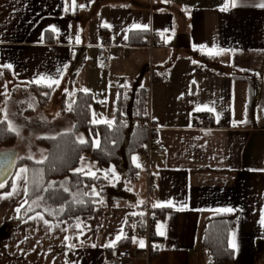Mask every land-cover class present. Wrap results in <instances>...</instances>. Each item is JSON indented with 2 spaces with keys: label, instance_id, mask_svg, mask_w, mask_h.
I'll return each instance as SVG.
<instances>
[{
  "label": "crops",
  "instance_id": "obj_1",
  "mask_svg": "<svg viewBox=\"0 0 264 264\" xmlns=\"http://www.w3.org/2000/svg\"><path fill=\"white\" fill-rule=\"evenodd\" d=\"M259 2L76 0L84 7L73 10L71 0H0V65H12L0 67V109L11 96L48 83L30 81L58 76L59 87L54 86L40 106L55 97L60 104L57 115L53 121L39 120L61 128L67 123L62 110L68 111L77 94L88 89L91 121L102 124L115 120L118 101L123 104V91L129 89L132 115L140 93L147 105L144 120L152 122L157 145L164 149L148 159L133 155L138 170L134 179L123 178L115 169L124 187L123 200L115 205L103 201L89 215L48 220V225L29 217L19 221L16 209L27 201L23 192L27 185L16 180L15 169L8 190L1 192L12 191L14 182L20 189L19 194L0 199V264H109V249L127 238L115 247L103 245L121 230L125 234L127 222L147 206L153 216L151 245L159 251L148 261L135 258L130 264H212L202 234L208 220L220 213L235 218L228 244L234 242L236 248L231 247L234 257L228 264H264L260 223L264 216V8L255 6ZM51 26L57 31L52 32ZM102 37L110 45L105 50L100 47ZM220 49L224 51L216 54ZM108 103L110 112L104 116ZM205 105L215 111L204 109ZM96 115L105 121L93 118ZM201 115L212 117L210 127L197 125ZM81 167H91L104 177V170L113 168L101 167L87 156ZM168 201L173 206L153 207ZM224 208L232 211H215ZM158 224L165 226L166 236L157 234ZM72 225L77 230L75 242ZM132 237L145 241L144 234L136 232ZM132 237L129 249L145 248L133 243Z\"/></svg>",
  "mask_w": 264,
  "mask_h": 264
},
{
  "label": "trees",
  "instance_id": "obj_2",
  "mask_svg": "<svg viewBox=\"0 0 264 264\" xmlns=\"http://www.w3.org/2000/svg\"><path fill=\"white\" fill-rule=\"evenodd\" d=\"M31 94L44 106L52 89L42 86H31ZM43 93H48L44 95ZM132 106L134 125L124 112V105L118 101L115 120L109 126L107 123L94 124L91 121L92 97L89 93L79 92L71 106V111L62 110L61 114L67 123L58 128L54 123L46 124L45 121L29 119L31 111L22 110L17 106L19 120L25 121L20 126L21 132L0 134V151L15 150L18 154L16 169L27 166L30 170L42 169L43 178L33 176L29 172L27 183V203L20 211L19 221L40 213L51 222H62L69 219H79L89 215L100 201L115 205L125 197L124 187L118 182L112 183L103 175L96 174V178L83 173H74L80 168V157L87 156L101 167L113 166L116 171L126 179H134L138 170L132 164V156L142 154L148 139L147 130L136 126L139 121L146 119L147 105L144 95H139ZM252 100V93L250 94ZM28 115V116H26ZM25 116L26 118H23ZM136 124V125H135ZM6 127V124L0 128ZM64 128V129H62ZM83 136L88 143L80 144L77 138ZM51 137H54L51 138ZM94 139L99 141L95 146ZM32 156L33 159L27 157ZM23 158V159H21ZM46 158V159H45ZM43 160L37 164L35 161ZM87 171V170H85ZM11 178L6 182V187L0 193L8 190ZM50 182H55L54 189L45 192ZM64 184L69 192H64L60 187ZM95 189L99 196H93ZM88 193V195H83ZM43 196V200L38 197ZM36 200L37 204L32 202ZM82 200L83 203L77 201ZM63 207V211L60 209ZM31 208L32 211H28ZM141 213L142 212V208ZM49 211L52 214H49ZM154 214L158 213L153 209ZM235 218L232 214H215L206 223L202 234V246L207 251L212 264H228L233 261L234 252L228 244L229 234L234 228ZM133 227L139 235L144 233V215H137L127 222V228ZM126 228V229H127ZM71 241L75 242L77 230L72 225L69 228ZM153 232L149 236L153 241ZM130 237L120 243L117 248H128ZM110 250V249H109Z\"/></svg>",
  "mask_w": 264,
  "mask_h": 264
},
{
  "label": "snow or ice",
  "instance_id": "obj_3",
  "mask_svg": "<svg viewBox=\"0 0 264 264\" xmlns=\"http://www.w3.org/2000/svg\"><path fill=\"white\" fill-rule=\"evenodd\" d=\"M235 6H236L235 3H233V7H235ZM255 6H258L260 8H264V0H260V2L257 5H255ZM77 7H81L82 8V7H84V5H77L76 0H71V8L74 10ZM68 10H69V8L65 7L64 11H68ZM104 26L105 27H108V25H104ZM133 27L134 28H140L141 26L140 25H134ZM143 27L146 29L147 26H143ZM51 31L52 32H56L57 31V28L55 26H51ZM125 39H127V36H125ZM77 40H79V37H77ZM223 51H224V49H220L219 50V53H216V54H220ZM0 67L7 68V69H11L12 68V65L11 64H4V65H0ZM66 67H67V65H65V68ZM0 75H2V74H0ZM45 80L48 81V83L46 84V86L48 88H50V89H53L54 86L59 87L60 82H61L60 81V78L58 76L57 77L40 76L38 79L33 80V81H30L29 83H37V84H39L40 81H45ZM193 83H195V82H193ZM81 91L87 93L89 90L88 89H82ZM43 94L44 95H48V93H43ZM118 98H119V94H118ZM203 107H204V109H206V110H208L210 112H214L215 111L214 107L209 108L207 105H205ZM68 110L71 111V104L68 105ZM0 113H3V119H0V125L6 124V127L0 128V134L14 133L17 136H19L20 135V132H21V128H20V126H17L14 123V121H12L9 118L7 107L5 106V108L0 109ZM219 118H220V116H219V114H217V116H216L217 121H219ZM105 122L109 126H111V124L113 123V121H105ZM242 122H245L246 123L247 121L245 120V121H242ZM93 123H97V121L94 120ZM234 124H235V122H234ZM51 138L54 139V137H51ZM77 140H78V143H80V144H87L88 143V141L83 136L78 137ZM93 143L95 144V146H97V147L99 146V141L98 140H94ZM27 158L30 159V160L33 159L32 156H29ZM4 159L6 161V167L3 169V171H0V189H3V188L6 187V181L4 179H2V178H3L4 174H5V172H7L9 169H11L13 167H16V159L17 158L14 155H5ZM21 159H23V158H21ZM137 159H138L137 157H135V156L133 157V161L134 162L137 161ZM80 160H81V162L83 164L84 157H80ZM35 162L37 164H40V163H43V160H37ZM136 167L139 168V167H141V165L139 163H137L136 164ZM30 171L32 172V174H33L34 177L35 176H39L41 179L43 178V170L42 169H32V170H30L27 166H21L16 171V174H15L16 180L17 181H22L25 185H27V183L29 181V175L28 174H29ZM73 171H74V173H78V174L79 173H83L85 175H90L92 178H96V173H95V171L92 170L91 167H88L87 168V171H85V167L77 168V169H74ZM261 171H264V170H261ZM104 175H105V178L106 179L111 178V179L116 180L117 182H119V180H120V177L116 174L114 167L111 168V169H108V170H104ZM54 187H55V182H50L48 184L47 188L44 189V191L47 192L50 189H54ZM60 187L63 189L64 192H69V189L64 184H61ZM11 188H12V191L7 192L6 194L0 193V199L12 197L13 195L19 194L20 189H19L17 183L14 182L11 185ZM23 192H24L25 195L28 194L27 187H24L23 188ZM83 195H88V193H84ZM92 195L93 196H99V193L96 192L95 189L93 188ZM43 199H44L43 196L38 197V200H43ZM77 202L78 203H83L82 200L77 201ZM100 202L102 203L103 201H100ZM26 203H27V201L24 202V204H26ZM32 203L33 204H37V201L34 200ZM141 203H143V202L141 201ZM24 204H21L20 207H18L16 209V211L17 212H20L21 208L24 207ZM164 206H169V207L173 206L172 201H168V202H166V204H162V203H159L158 202L157 204H154L153 205L154 208L155 207H164ZM63 210H64L63 207H61L60 211L62 212ZM178 210H180V209H178ZM28 211H32V209L29 208ZM215 211L217 213H220V212H231L232 209H230V208H224V209H216ZM49 214L51 215L52 212L49 211ZM140 215H144V213H140ZM29 219H39V220H42L45 225H48L49 224V221L46 220V219H44V217L40 213H37L36 216L29 217ZM260 223L262 225H264V216L261 217ZM58 226L59 225H56L55 227H58ZM77 227H80V225L78 224ZM164 227L165 226L164 225H161V224H158L157 225V234L158 235H160V236H166V232L164 230H162V229H164ZM64 230L66 231L67 229H64ZM82 234H83V232H81V235ZM126 238H127L126 234H124L123 233V230H121L120 234H118L115 237L114 240L108 241L103 246L104 247H115L116 246V243L118 241H120L121 239H126ZM64 239H65V241H67V240H69V237L66 236ZM77 239H79V237H77ZM132 241H133V243H138V245H139L140 248H144L146 246L145 245V241L143 239L137 240L136 237H132ZM66 247H68L69 249H71V248H74L75 245H73V244H66ZM92 247H96V245L93 244ZM153 247H158V246L154 245ZM231 247L235 249L236 248V244L233 242L231 244Z\"/></svg>",
  "mask_w": 264,
  "mask_h": 264
},
{
  "label": "built area",
  "instance_id": "obj_4",
  "mask_svg": "<svg viewBox=\"0 0 264 264\" xmlns=\"http://www.w3.org/2000/svg\"><path fill=\"white\" fill-rule=\"evenodd\" d=\"M100 47L102 49H107L110 47L108 40L106 37H102L100 40ZM103 63L106 64L108 61L107 53H103L102 55ZM197 125L202 128L210 127L212 124V117L210 115H201L197 117ZM138 127L144 128L147 130L148 139L146 145L142 151V155L147 159L151 155L152 152L163 153L164 149L157 145V139L155 136V127L152 122L147 119L143 121H139L137 123ZM149 193L153 192L152 186L149 185L148 189ZM153 224V216L152 211L149 206L145 208L144 211V239L146 242V246L144 249L139 251H133L129 248H111L108 252V262L109 264H130L135 258H141L145 261H148L151 257H153L158 251V247H153L149 240L150 228ZM125 234L127 237H132L136 234V231L133 227H128L125 230Z\"/></svg>",
  "mask_w": 264,
  "mask_h": 264
},
{
  "label": "rangeland",
  "instance_id": "obj_5",
  "mask_svg": "<svg viewBox=\"0 0 264 264\" xmlns=\"http://www.w3.org/2000/svg\"><path fill=\"white\" fill-rule=\"evenodd\" d=\"M8 94V93H7ZM133 92H131L129 89H126L123 91V105L124 107L127 109L125 110V114L129 117L130 119V122H133V115L131 113V110H130V107H131V104L133 102ZM33 98V99H32ZM11 101L8 103V104H3L2 105V109L5 108V106L7 107V110H8V115H9V118L14 121V123L17 125V126H24V124H21V123H25V121H29V120H19L21 119L19 116H18V113H17V106H21L22 107V110H26V112H29L31 111L30 113V117L29 119L31 120V122H33V120L35 119H45L46 122L48 121H53V118L57 115V110L59 109V103L58 101L55 99V97H52V99H50V101L48 102V104L44 107V108H41L39 103H38V100L34 97L33 94H31L30 92H23V94H18L17 96H11ZM12 102V103H11ZM11 103V104H10ZM110 107L111 105L108 103L106 104V111L104 113H101L102 115H106L108 114V112H110ZM28 116V115H26ZM98 118L99 120L101 121H105L106 118H102L100 116H95L93 118ZM23 118H26L25 116H23ZM94 121V120H93ZM96 121V120H95ZM134 189L136 191L139 190L140 186H139V183H134Z\"/></svg>",
  "mask_w": 264,
  "mask_h": 264
},
{
  "label": "water",
  "instance_id": "obj_6",
  "mask_svg": "<svg viewBox=\"0 0 264 264\" xmlns=\"http://www.w3.org/2000/svg\"><path fill=\"white\" fill-rule=\"evenodd\" d=\"M5 155H14L16 158L18 156L15 150L0 151V171H3V169L6 167V161L4 159ZM15 169L16 167H13L9 169L7 172H5L2 179H4L7 182L13 176Z\"/></svg>",
  "mask_w": 264,
  "mask_h": 264
}]
</instances>
